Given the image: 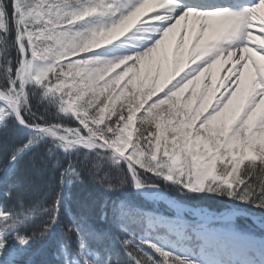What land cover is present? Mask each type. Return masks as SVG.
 <instances>
[{
  "label": "snow or ice",
  "instance_id": "snow-or-ice-1",
  "mask_svg": "<svg viewBox=\"0 0 264 264\" xmlns=\"http://www.w3.org/2000/svg\"><path fill=\"white\" fill-rule=\"evenodd\" d=\"M138 26L162 38L142 55L98 58ZM37 88L44 111L73 127L41 126ZM9 121L32 135L0 163V264H191L125 239L109 194L163 178L223 185L264 209V0H0V128ZM66 187L92 190L74 199Z\"/></svg>",
  "mask_w": 264,
  "mask_h": 264
},
{
  "label": "trees",
  "instance_id": "trees-1",
  "mask_svg": "<svg viewBox=\"0 0 264 264\" xmlns=\"http://www.w3.org/2000/svg\"><path fill=\"white\" fill-rule=\"evenodd\" d=\"M78 28H84V25H78ZM114 48H106L105 50H101V52H105L106 55L99 56V59H105L112 56V52ZM36 66H44V62H37ZM35 98L33 100V105L35 111L43 117L39 123L42 127L47 126L45 122H49L52 124H61L64 127H73L75 120L73 118H69L63 114L59 117L57 116V109L50 108L48 111H44V108L39 103V97L42 92L40 89H34ZM32 135V134H31ZM29 135L22 130V127L9 121L6 128H0V163H7V158L10 152H12L17 146L22 145L28 139ZM54 144V140L51 137H43L41 142L36 146V150H38L39 154L47 158L46 150L49 147H52ZM80 151L79 148L74 149L70 153H64L62 150L57 149V153L64 158L65 160L69 158H75L76 152ZM27 159V156L24 157ZM142 185H150L155 184L157 188H159L163 196L166 200L171 201L173 203H181L186 204L193 207H203L209 208L211 210L222 212L225 210L236 209L242 213H248L255 216H258L264 220V209H260L254 206L252 203H241L242 206L236 205L234 206L229 196L224 192L223 195H210L206 194L203 196H198L194 191H189L187 189L181 190V186L174 183L173 181H168L163 178H159L156 180L144 179L141 181ZM92 190L83 189L77 187L65 188L64 191H71L73 193L74 199H76L75 194L77 192H82V195H87V192ZM55 191V190H54ZM110 199H114L120 205L118 211L117 223L123 226V231L121 235L125 239L131 240H148L155 244H157L161 248L170 249L171 246L175 243L176 245H189L194 252L198 253L197 247L199 239L196 238V232L199 231H209L213 232L219 230L220 226L208 227L197 223H189L186 221H181L182 219L175 216L173 211L166 206L162 202L158 203H149L146 200L142 199L136 191L133 189V185L127 184L125 187L118 193L109 194ZM218 196V197H217ZM235 198V197H234ZM236 199V198H235ZM51 197L49 198V201ZM231 200V201H230ZM74 214L77 213L76 205H73ZM186 217H189L186 214ZM63 222L68 223L67 216L63 217ZM243 222V223H241ZM254 221L251 219L241 216L235 222L230 225H226L224 227H230L244 234L253 230L255 227ZM245 226H249L246 229ZM183 230V238L179 239V236L175 232V230ZM44 241L42 240L41 243ZM147 251L157 260L159 261L161 257L151 248H148ZM209 255V253H207ZM253 256L250 253V256ZM224 256L223 260L220 264H224ZM208 264H218L215 263L211 258V261H206Z\"/></svg>",
  "mask_w": 264,
  "mask_h": 264
},
{
  "label": "rangeland",
  "instance_id": "rangeland-1",
  "mask_svg": "<svg viewBox=\"0 0 264 264\" xmlns=\"http://www.w3.org/2000/svg\"><path fill=\"white\" fill-rule=\"evenodd\" d=\"M87 27H88V25H84V28H87ZM149 33H150L149 31L148 32H143V31L139 32L138 35L137 34L135 35L134 33H132V31L129 33H126V35L124 37H121L124 41L119 42V44H117V47L115 49L117 51L112 53V56H110L109 58H105L104 60H109L112 62H118L119 59H125V58L130 57V56L134 57L136 55H142L143 52H145L144 50H146L148 47L151 46V40L152 39L149 37ZM139 37L143 38V41H142L141 45L137 46L134 43L133 38L137 39ZM146 51H148V50H146ZM117 53H119V54L116 55ZM169 55H170V53H169ZM159 56H160V54L158 53L157 59H159ZM169 60H171L170 56H169ZM154 63H155V61H154ZM224 65L225 64L222 63L220 65H217L216 68L212 69L211 74H214L216 76V82L217 83H219L220 78L223 77V67H225ZM40 67H43V66H40ZM160 70L163 73L164 68L161 67ZM147 71H148V66L146 65L145 72H147ZM152 72H153V74L155 73L154 67L152 69ZM181 74H183V73H181ZM165 75H167V71H166ZM203 80H206L208 83H211V79L207 76L202 78V81ZM201 86H202V84H201ZM220 91H223V89H220ZM218 94H219V92H217V95ZM212 102L214 103V99ZM193 107H195V102L193 104ZM209 110H210V108H209ZM143 192H144V190L142 191V193ZM195 192H197V191H195ZM224 192H225V186L217 185L215 191L209 192L207 190H203V191H198L197 193H203L204 195L210 194L212 196L218 195L221 197V195H223ZM143 194H145L146 197L150 196V194H147L145 192ZM226 195H228V194L226 193ZM214 197H216V196H214ZM229 199H231L230 196H229ZM231 203L234 206H236V205L242 206L241 203H245V202L240 200V199H237V198L235 199L234 196H232V202ZM180 211H183V209H181ZM198 211H200V209H198ZM205 212H211V211L206 210ZM230 214H232V216H233V214L236 216L240 215V213L236 212V211H230ZM177 216L181 217V213L179 212ZM182 216L184 217L185 215L182 214ZM218 216L221 217L220 219H224L225 221L231 219L229 217V214H227V215L226 214H217V215L213 214V215H211V217H207L206 220H208L210 218H216ZM236 219H238V218H236ZM204 223H211V221H207ZM241 223H243V222H241ZM253 226L255 227L253 230L246 232L244 234L238 232L235 229V227H233V228L225 227L221 231H217V230L213 231V232L205 231L204 235L201 236V238H202V240H204L205 245H211V240L207 236L212 238L214 242H220L222 239H225V241H229L230 243L233 244V251L236 252L235 256H237L240 259H245L248 255V252L250 251V247H253L255 256L258 258V262L255 261V263L256 264H264V248L262 247L264 245V237L260 238V237L256 236V234L259 231L264 232V223L257 222ZM208 227H211V226H208ZM213 227L216 228V226H213ZM261 228H263L262 231L260 230ZM177 257L184 259L186 261H190L191 264H195V262H196L195 260L188 258L187 255H185L184 257L178 255V256H176L174 258L172 257V258L175 259ZM246 260L248 262L253 261L252 258H247ZM253 262H251V263L254 264Z\"/></svg>",
  "mask_w": 264,
  "mask_h": 264
},
{
  "label": "bare ground",
  "instance_id": "bare-ground-1",
  "mask_svg": "<svg viewBox=\"0 0 264 264\" xmlns=\"http://www.w3.org/2000/svg\"><path fill=\"white\" fill-rule=\"evenodd\" d=\"M126 2H128V3H135V0H126ZM157 2H158V0H157ZM245 2L247 3L248 0H245ZM252 2H257V0H251V3H252ZM162 10H163V9L160 8V7H157V8H156V11H162ZM150 14H151V13H144V14L141 15L140 19H141V20H144V19L146 18V16H147V15H150ZM145 27H148V26H145ZM139 32H142L139 26H138L136 29H134V27H133V29H132V33H134L135 35H136V34L138 35ZM149 32H150V33H149V37H150V38L153 37V36H155V33H154V32H152L151 30H149ZM159 38H162V34H161V36H156V37H155V40H158ZM155 40H153V39L151 40V46L148 47L146 50H149L151 47L154 46ZM133 41H134V43L138 46V45H141V44H142L143 38H141V37H139V38H137V39L133 38ZM145 47H146V46H145ZM146 50H144V51H146ZM168 52L170 53V55H169V53H168V55H169L170 58H171V50L169 49ZM197 62L199 63L200 61H197ZM222 63L225 64V65H224L225 67H223V76H225V75H227V68L230 67V62L223 61V62H221V64H222ZM189 66H190V65H189L188 62H187V53H185V71L187 70V68H188ZM161 67L164 68L163 73H164V75H165L167 69H166L163 65H161ZM206 76L209 77V74H206ZM22 130H24L25 133H26L27 135H29V136L32 134V132H31L30 130H28V129L22 128ZM134 190H135L136 193L138 194V193H142L143 190H144V192H146V187L142 186V187L139 188V189H137V188L135 187ZM194 192H195V191H194ZM146 193L148 194L149 192H146ZM195 194L198 195V196H203V195H204L203 193H197V192H195ZM225 213H227V212H224V214H225ZM261 219H262V218H261ZM245 227H246V229H248L249 226H245ZM260 230L262 231L263 228H261ZM256 236H258V237H260V238H263V237H264V232H260V231H259V232L256 234ZM220 253H221L222 256H224V257H226V258L229 257V256H228V253H230V254H231V260H232V261H236V260H235V258H236V256H235V255H236V252H235V251L230 250V249H223V250L220 251Z\"/></svg>",
  "mask_w": 264,
  "mask_h": 264
},
{
  "label": "water",
  "instance_id": "water-1",
  "mask_svg": "<svg viewBox=\"0 0 264 264\" xmlns=\"http://www.w3.org/2000/svg\"><path fill=\"white\" fill-rule=\"evenodd\" d=\"M255 218V217H254Z\"/></svg>",
  "mask_w": 264,
  "mask_h": 264
}]
</instances>
